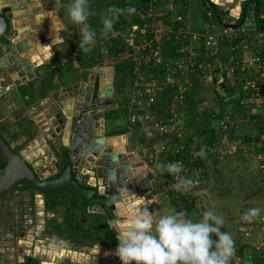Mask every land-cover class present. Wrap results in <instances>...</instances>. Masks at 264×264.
Segmentation results:
<instances>
[{
    "label": "crops",
    "instance_id": "1",
    "mask_svg": "<svg viewBox=\"0 0 264 264\" xmlns=\"http://www.w3.org/2000/svg\"><path fill=\"white\" fill-rule=\"evenodd\" d=\"M70 2L71 0H0V11L13 10L18 6L26 4L29 9L22 12V14H35L37 20L36 25L28 26L19 31L14 39V43L24 42L26 44L27 49L20 55V58L21 61H27L31 65L34 77L25 83H21L20 81L14 82L6 70L0 69V80L5 81L7 88V93L0 98V132L12 150L19 151L22 158L42 180L55 179L60 171H62V164L58 155L61 149H68V139L66 137L63 138V143L66 145H62L58 149L57 146L61 145V138L57 136L56 129L57 127L59 128L57 116H67L73 109V105L71 106L70 104L73 99H69L68 91H73L75 85L96 83L99 80V68H108L105 64L107 60L101 61L96 59L93 52L98 45H102V47L107 45L108 40L111 38L109 36L106 40H97L94 49L91 51L93 55H90L91 52L87 53V60H90L92 65L95 61L100 62V66L87 70V78H84L85 71L82 69L74 75L72 73H65L63 74V79L67 78V81L73 82L62 85L59 81L60 77L57 74H53V83L57 85V88L50 90L46 98L38 99L41 92L40 87L48 74L55 71H65L68 61L71 59L67 54L68 50L80 40V28L82 26L74 25L67 15V8ZM89 5L96 15L90 16L88 24L92 30L97 32V27L101 25L98 22L101 11L98 0H89ZM19 14L21 12L14 13V15ZM192 16L193 14L190 15V17ZM194 19L199 20L196 15H194ZM119 35H122V33L120 32ZM75 55V53L72 54L73 59L76 57ZM49 64H51V68L45 69ZM114 74L115 72H113V82ZM115 91L113 83L114 103ZM26 103H29V106H26ZM110 110H114V106L105 109L99 120V133L105 138V146L112 148L114 153H125L132 159L144 162L155 175V180L151 183L153 193H149L145 199L137 202L139 209L146 206L148 211L153 213L154 219L175 212L177 209H179L177 211H180L181 202L165 196L163 193L164 187L160 186L162 181L160 183L159 175L157 174L159 168L157 166L162 162V155L159 154V149L167 143H163V141H168V139L160 138L153 143L151 137L144 135L146 139H142V144L136 148L134 144L130 143L129 136L134 134L137 126L124 134L111 135L112 131L120 126L121 122L110 118L106 123L105 118ZM154 111L158 115L162 113L160 107L154 109ZM138 127L139 130L136 131H147L141 124ZM52 133L55 134V139L52 138ZM148 143H152L153 147L145 148L143 146ZM90 158L91 156H88L87 159ZM210 169L212 172L209 175V187L195 189L193 195V198H198L197 211L192 215H187L185 218H191L194 221L201 220L204 209H206L207 204L211 205L213 196L215 211L217 213L226 212V216L231 217L230 221H233L234 227L238 228L240 226V230L236 229V237L245 235L246 240H251L250 243H252L251 236L254 235L255 238L256 234L259 235L260 231L264 229V174L258 170L257 163L245 156L212 159L208 162L204 170L205 173L207 174ZM90 171L92 169L80 167L78 173H74L82 186L96 184L94 175ZM213 176H216L215 190L211 189L213 188L211 187V183L214 181ZM100 182L98 180L97 185ZM14 194L13 200H10V207H8L10 192L8 195L0 197V199L7 198L4 202L0 201V214H2L1 210L5 209L3 211L6 215L5 218L7 220L10 219L11 222L9 224H13L8 226V231L14 232L18 230L17 226L21 225V221H19L21 215L18 214L22 213L26 219L24 240L28 239L25 244L29 246V249H26L25 253L31 254V250H33L34 254L37 255V251L40 250L39 256H34L37 259L39 258L40 264H60L59 262L62 257L60 252L62 253L63 251L60 243L64 244L67 241L63 239L61 242H56L54 238H50L47 234L49 219L58 218L61 222L60 213L54 214L53 212H48L45 208L43 197L21 186L16 189ZM65 197L67 201L68 198L67 196ZM16 202H20V204H15ZM12 205H15V208H12ZM251 208H259V216L250 222L243 221L242 216ZM13 217L16 219H12ZM1 219L4 220V218ZM220 232L224 233L226 230L221 228ZM6 237L10 238L11 236ZM5 245L0 241V248L2 250H4ZM96 247L98 249L102 248V253L105 249V256L111 255L115 257L113 253L116 248ZM107 250H110V252L108 253ZM68 253L71 252L68 251ZM51 254L55 258H52ZM47 259L49 262L51 260L52 263L43 262Z\"/></svg>",
    "mask_w": 264,
    "mask_h": 264
},
{
    "label": "built area",
    "instance_id": "2",
    "mask_svg": "<svg viewBox=\"0 0 264 264\" xmlns=\"http://www.w3.org/2000/svg\"><path fill=\"white\" fill-rule=\"evenodd\" d=\"M244 2L239 4L241 12L237 14L240 17ZM209 3L217 4L211 0ZM153 12V9L149 10V18L153 17ZM230 12L227 14L223 12V16H228ZM207 15L211 17L212 11ZM176 31L179 36L176 57L165 56L158 31L154 32L155 37L150 41L145 40L133 45L131 40L127 39L125 46L127 53L131 52L130 60L134 65L135 76V94L130 102L134 104L135 112L131 114L129 122L131 125L141 124L144 127L149 125L146 129L151 133L174 138V142L160 147L159 154L162 155L163 162L159 164L179 162L183 167L181 175L194 181L195 186L190 191H176L172 186L175 183L173 177L167 174L163 193L166 197L181 202L182 197H193L196 187L200 184V178H203L204 169L199 165L201 158L196 155L201 149L205 150V158L208 160L245 156L257 163L258 170L264 174V38L254 40L253 31H247L243 26L232 25L221 27L219 30L207 29L205 33L191 31L187 26H181ZM119 33L114 36H118ZM200 41L205 50L204 56L196 55L193 49ZM224 44L228 45L233 53L230 55L231 60L226 57L228 49L223 50ZM205 56L211 60L199 63L198 59ZM148 71L150 74L146 77L145 73L148 74ZM195 72L201 73L205 79L213 81L216 79L218 89L226 84L234 89L236 97H242L244 102L251 103L252 115L261 121V129L256 138L245 141L235 133L232 134V117L226 113L221 118L213 115L212 124L217 126L214 139L211 141L191 139L185 143L182 132L186 110L185 96ZM173 79L178 81L174 83ZM166 95L171 97L169 107L168 102H164ZM159 107L162 113L158 115L154 109ZM164 112L166 116L163 115ZM184 119L186 121V117ZM212 240L215 241L214 236Z\"/></svg>",
    "mask_w": 264,
    "mask_h": 264
},
{
    "label": "water",
    "instance_id": "3",
    "mask_svg": "<svg viewBox=\"0 0 264 264\" xmlns=\"http://www.w3.org/2000/svg\"><path fill=\"white\" fill-rule=\"evenodd\" d=\"M223 1V0H220ZM201 7L210 12V0H199ZM28 5H21L13 10L0 11V46L2 39L8 40L4 55L0 58V69L6 70L11 80L21 83L34 77L33 69L27 61H21L20 55L26 51L24 42L14 43L19 31L37 24L35 14L24 15ZM255 5H251L246 13L243 29L255 31ZM21 12L19 15L14 13ZM224 14H227L226 12ZM236 19L239 14L229 13ZM113 72L112 67L99 68V80L90 85H75L73 91H68L73 109L67 116L58 115L59 128L57 136L68 139L67 156L64 157V169L60 176L52 180H42L36 176L32 167L15 154L0 134V158L4 168L0 170V197L8 194L16 186L24 185L39 193H56L62 189L73 193L88 207V213L100 214L110 218L108 225L112 234L117 238L118 233L111 228L117 219L129 220L139 209L138 201L143 200L149 193H153L152 181L155 175L144 162L132 159L125 153H114L113 149L105 146V138L100 135V116L103 111L114 106L113 102ZM7 93L4 80H0V98ZM66 102V101H65ZM66 105V103H65ZM68 105V103H67ZM58 125V124H57ZM52 133V138L55 139ZM61 154V152H59ZM91 156L90 159H87ZM89 160V161H88ZM80 167L92 169L95 185L86 189L74 177ZM101 181L97 185V182ZM45 202V201H44ZM123 224H115L123 228ZM109 253L110 250H107Z\"/></svg>",
    "mask_w": 264,
    "mask_h": 264
},
{
    "label": "rangeland",
    "instance_id": "4",
    "mask_svg": "<svg viewBox=\"0 0 264 264\" xmlns=\"http://www.w3.org/2000/svg\"><path fill=\"white\" fill-rule=\"evenodd\" d=\"M211 1H213L214 4L217 3L215 5L219 7L220 11L227 13V12H230V11L232 12L233 10H235L234 14H236L238 12H241V9H239L240 7L239 4L241 5V3L246 0H229V2H224L223 4L220 3V0H211ZM98 4L101 10L99 14L100 20H98V22L102 24L103 15H105L107 13V9L112 8V6L110 7V3L107 2L106 0H98ZM129 7H135L136 12L131 15L123 14L124 17H126L130 21L134 22L136 20L139 22L132 23L128 28H126L122 32V35H118L115 38L109 40V41H114L113 45L115 49H122L123 45H125V40L127 39H130L133 45H138L145 40L150 41L155 37L154 32L158 31L159 32L158 36L161 39V44L163 46L167 44L165 48H167L168 52L171 53L170 56L176 57L177 51L175 50V47H178L177 42L179 40V36L177 35V31L175 30L176 25L174 24V19L178 16V14H180L183 17V20L180 21V24L178 25V27L187 26L190 28L191 31L200 32V33L201 31L205 33L207 29L209 30L212 28H215V30L220 29L214 23L213 19L210 16L208 15L206 16L207 18H210V20L208 21L207 20L205 21L203 19L204 14L205 15L207 13L209 14L211 13V11L208 12L204 10L201 7L199 0H155L153 2L152 0H126L123 5V9H127ZM150 9L154 10L152 14L153 15L152 18H149L148 16ZM191 14H193L192 17H190ZM194 15H196L197 18H199V20L194 19ZM229 15L225 17V22L229 25H234L237 20L233 16L231 15L229 16ZM257 36L258 34L254 33V40L261 39V38H257ZM110 37L111 36H109V38ZM193 49L197 53L196 55H201V56L205 55V50L203 47V43L201 41L197 43V45H195ZM122 52L123 53L119 56L118 59L109 58V60H107L105 64L108 67L113 68V66H115L117 63H120L127 58L130 59L131 52L127 53L126 47L124 51ZM93 53L94 55L95 54L102 55L103 53L104 55L112 56L111 53L105 54L104 52H97L96 50ZM93 53L91 52L90 55H93ZM206 60H211V59L207 58L206 56L205 58L201 57L198 59L199 63H202V64ZM153 72H155L154 69H153ZM149 74L150 72L148 71V74L146 72L145 76L147 77ZM212 75L215 76L214 73H212ZM132 78H133L132 82H131V77L126 79V83L122 88L123 90H122L121 95L118 93V91H115L114 112L109 113L112 116L113 114H115V116H117L118 119H124L127 122H129V118L131 114L135 112L134 104L132 105L130 103L132 98H134V94H135V86H134L135 76L133 77L132 75ZM118 79L119 78L116 77L114 74L113 83H114L115 88L117 87V83H119ZM177 81H178L177 79H173L172 82L176 83ZM215 84L216 83H214L213 80L205 79L201 75V73L195 72V75L193 76L192 81H191V87H192L191 98L193 100V103H197L200 112L198 113L197 116L189 117L188 115H186L187 108L185 107L186 110H185L184 117H186V121L183 117L184 125L182 129L184 141H190V139L201 141L203 139H210V136H212L213 134H216L217 126H214L212 124L213 122L212 123L209 121L207 122V120L204 119L203 114H202L204 111L207 112L208 109H215V103L218 100L217 93H219L220 95L226 96V93L223 90L218 89ZM196 86H197V93H194L193 88ZM191 87L189 86L190 90H191ZM171 93L173 92L171 91ZM170 100H171V97L168 96L165 101V102H168V107L170 106L169 104ZM127 103L128 104L130 103V105H128ZM252 108L253 107L250 102H245L241 104L240 106L235 105V104L230 105L226 109V113L228 114V116L232 117L231 120L233 121V133H235L239 138L245 139V141H249L251 138H256V135L259 134V131L261 129V121L260 120L258 121L257 119L251 117ZM127 110L129 111V114L128 113L126 114ZM163 115L166 116L167 114L164 112ZM145 128H149V125H147ZM144 135H146L147 137H151V140H153L152 141L153 143L158 141L160 138L162 139L160 135L151 133V131H148V130L147 131H143V130L136 131L135 130L134 134L129 136L130 143L134 144L136 148L139 147V145L142 144L141 140L146 139L144 138ZM165 142H167V140L163 141V143ZM143 146L145 148L153 147L152 143H148ZM144 147H141V148H144ZM157 172H158L157 174L159 175L160 183L162 181V184H160V186L164 187V183L167 180V173L162 172L160 168H158ZM211 172H212L211 169L209 170L207 174L205 173V171H203V176L204 174H206V176H204L205 178L204 177L200 178V181H199L200 184L198 187H196V189L209 187V183H210L209 175ZM212 178L214 179V181L211 183V187H213L211 189L215 190L216 189L215 187L216 176H213ZM15 192H16V189L10 192V196L8 200L9 201L8 207H10L9 205L10 200H13V195L15 196L14 194ZM6 199L7 198L4 197L0 199V201L4 202L6 201ZM15 204H20V202H16ZM12 208H15V205H12ZM205 208L206 209L203 208L204 212L211 209L213 210L215 214L223 215V218H224L223 228L233 237L234 241H238L241 246H244V245L249 246L254 249L255 253H259L264 250V240H263L264 238L263 230L264 229L260 231L259 235L256 234L255 238H254V235L251 236V239L253 242L250 243L251 240H246L245 235L244 236L241 235L238 238L236 237V234H235L236 229L238 230L240 226L238 228H235L233 221H230L231 217L226 216L227 214L226 212L217 213L215 211L213 196H212L211 205L207 204ZM4 210L5 209H2L1 210L2 214H0V241H2L6 245L4 246L5 247L4 250L0 248V264H35L31 260L36 259L38 261L39 258L37 259L34 256L38 257L39 256L38 253H40V250L37 251V255L34 254L33 250H31V254L25 253L26 252L25 250L29 249V246L25 244V242H27L28 239L26 238L24 240V237L21 235L22 227L24 228L26 227V223H25L26 219L24 218L25 215H23L22 213L18 214V215H21L20 216L21 218L19 219V221H21V225L17 226L18 230L14 232L13 231L10 232L8 231V226L13 225V224H9L11 222L10 219L7 220L5 218L6 215L5 213H3ZM1 218H4V220ZM12 219H16V218L13 217ZM6 236H11V237L7 238ZM216 239L217 238L215 237V240ZM60 245H61V248L63 249L62 255L64 256L61 257V260L59 263L69 261L72 264H121L118 257L116 256L114 257L111 255L105 256V253H104L106 252L105 249H104V252H103L104 255H103V253L101 252L103 251V249L102 248L98 249V247L96 246L94 248L75 249L71 247L68 243H64V244L60 243ZM97 246H100V245H97ZM68 251L71 252V254L68 253ZM101 253H102V256H101ZM236 254H237V250H236ZM246 254H248V256L250 257V255H252V251H249V252L247 251ZM60 255H61V252H60ZM51 256L52 258H55L53 257L52 254ZM40 257H43V256H40ZM43 262L47 263L49 261L47 259V260H44ZM49 263H52V261L50 260ZM231 264H241V261L239 258H234ZM248 264H254V258L253 259L250 258V261L248 262Z\"/></svg>",
    "mask_w": 264,
    "mask_h": 264
},
{
    "label": "trees",
    "instance_id": "5",
    "mask_svg": "<svg viewBox=\"0 0 264 264\" xmlns=\"http://www.w3.org/2000/svg\"><path fill=\"white\" fill-rule=\"evenodd\" d=\"M107 2L110 3V7L112 6V8H121L123 9V5L125 3L126 0H106ZM209 1V0H208ZM254 4L255 7V13H254V17H255V23H256V30L253 31V35L258 34L257 38H264V0H249L246 1L242 4V15L239 18V20H237L235 22L234 27H241L243 26L244 22H245V15L248 12L250 6ZM212 6V16L211 18L213 19L214 23L218 26V27H228L230 26L229 24H227L225 22V17L223 16V12L219 10V8L216 5H211ZM207 14L203 16V19L206 21L210 20V18L206 17ZM183 20V17L178 14V16L174 19V24L176 25L175 30H177L178 25L180 24V21ZM134 22H139V21H134ZM133 21L128 20L126 17H124V15H120L118 17H115V24H114V29H115V33L124 31L126 28H128L132 23H134ZM102 28V24L99 25L97 27V40H106L107 37H102L100 35V30ZM201 33H204L203 31H201ZM111 36V34L109 35ZM111 37L109 40L115 38ZM108 40V41H109ZM177 42V41H176ZM8 40L7 39H2L1 41V46H0V58L4 55V49L5 47L8 45ZM78 43H76V45L74 44L69 50H68V56L71 57V59L68 61V65L65 69V71H55V72H51L48 74V76L46 77V80L43 82L42 86L40 87V94L38 96V99H44L48 96V93L50 90H55L57 88V85H54V75L57 74V76L60 77V82L62 85L65 84H69L70 82L72 83L73 81H67V78L63 79V74L65 73H69L72 75H74L75 73H77L80 69L84 70V78H87V70H90L93 67L96 66H100V62L95 61V63L92 65L90 60H87V53L82 52L79 47H78ZM114 41H109L107 45H105L104 47H102V45H98L96 47V51L97 52H104L105 54L111 53V55L113 56H107L104 55L102 53V55L100 54H95V58L99 59V60H109V58L111 59H118L119 56L123 53L122 51H124L125 49V45H123L122 49H115L114 48ZM167 44L164 45V52H166L165 56L166 57H170V54L167 50V48H165ZM178 47H175V50L177 51ZM227 51V58L229 57V60H231L230 55H233V53H231L230 49L228 48V45L224 44L223 46V50ZM75 53L76 57H74V59L72 58V54ZM168 53V54H167ZM102 63V62H101ZM53 64V61H52ZM58 64V63H57ZM51 68V64H49L48 66H46L45 69H49ZM114 68V72H115V76L118 77V81L119 83H117V87L115 88L116 91H118V93L121 95L122 94V88L126 83V79H128L129 77H131V82H132V75L134 77V73H133V68L134 65L131 63L130 59H125L120 63H117L115 66H113ZM54 74V75H53ZM71 75V76H72ZM73 78V77H71ZM69 78V79H71ZM214 83L217 82L216 79H214L213 81ZM193 85V84H192ZM216 85V84H215ZM191 87V85H190ZM194 89V93H197V86L193 88ZM221 90H224V92L226 93V96L220 95L219 93H217V102L215 103V109H208V111H204L203 117L204 119L207 120V122H213V115H217L218 117H223L226 114V109L230 106V105H241L243 103H245L242 99V97H236L234 95V89L227 86L226 84L221 85L220 87ZM191 94H192V87L191 90L190 88L188 89L186 96H185V104H186V108H187V112L186 115H188L189 117H193V116H197L199 111V107L197 105V103H193V100L191 98ZM166 96H164L165 98ZM166 101V99L164 100V102ZM167 103V102H165ZM26 106H29V103H26ZM114 110H110L109 113H113ZM108 113V114H109ZM129 114V111H126V114ZM106 116V123L111 119H115L116 121L121 122L119 127H116L111 135H121L126 133L127 131L131 130L133 127L136 128V130H139L138 125H131L130 122L128 123L126 120L124 119H118L117 116H115V114L112 115H108ZM216 116V117H217ZM113 117V118H112ZM251 117L256 118L255 115H251ZM233 133V129L231 130ZM1 134V132H0ZM2 135V134H1ZM109 135V133H108ZM3 137V136H2ZM4 138V137H3ZM162 138H166V137H162ZM215 138V134H213L212 136H210V139H206L207 141H211L212 139ZM168 141L167 143L170 142H174V138H167ZM247 139V138H246ZM191 140V139H190ZM189 141H185V143H188ZM9 145V144H8ZM10 146V145H9ZM13 152L15 154H19V151L17 150H13ZM61 154H59V158L61 161V170L64 169L65 165H64V157L67 156V150L66 149H61L60 150ZM210 160H208L207 158H201L199 161V165L200 167H202L204 170L208 164ZM30 166V165H29ZM198 166V165H197ZM31 167V166H30ZM4 168V164L1 161L0 158V170ZM61 173V171H60ZM60 173L56 178H58L60 176ZM37 176V175H36ZM38 177V176H37ZM75 177V175H74ZM48 180H52V179H48ZM19 186H16L15 188H13L11 191L17 189ZM22 188L29 190V191H33L32 189H29L28 187L21 185ZM86 189H92L89 186H83ZM10 191V192H11ZM34 193H37L35 191H33ZM39 194V193H37ZM65 196H67L68 200H65ZM44 201H45V208L48 212H53L54 214L60 213V217H61V222L58 220V218H51L48 221V236H50V238H54V240L56 242H61L63 239H65L67 241V243L75 248V249H84V248H94L97 245L100 246H104V247H110V248H116L118 245V240L117 238L112 234L110 227L108 225V221L110 220V218H108L107 216L104 215H100V214H89L87 212L88 207L86 206V204L84 203V201H82L80 198H78L76 195H74L73 193L67 191L66 189H62L56 193H52V194H44ZM197 201L198 198L197 197H182L181 198V210L177 211L179 209H177L175 212L176 213H186L187 215H192L197 211ZM240 229V227L238 228V230ZM52 230V231H51ZM235 247L237 250V254L235 256V258H239L241 261V264H248V262L250 261V258L253 259L254 258V264H264V250L259 252V253H255L254 249L249 247V246H241L239 244L238 241H235ZM247 251H252V255H250V257L248 256ZM255 254V255H254ZM254 256V257H253ZM234 259V258H233ZM32 262H34L35 264H39V261L37 260H31ZM60 264H72L69 261H65L62 262Z\"/></svg>",
    "mask_w": 264,
    "mask_h": 264
},
{
    "label": "clouds",
    "instance_id": "6",
    "mask_svg": "<svg viewBox=\"0 0 264 264\" xmlns=\"http://www.w3.org/2000/svg\"><path fill=\"white\" fill-rule=\"evenodd\" d=\"M135 12V7L108 8L102 18L100 35H116L115 17ZM67 15L74 25L82 26L79 49L84 53L91 52L97 42V32L88 24L90 16L96 15L90 9L89 0H71ZM196 155L203 159L206 152L201 149ZM158 167L173 177L175 183L172 186L176 191L187 192L195 186L193 180L181 175L183 167L179 162ZM259 214V208H251L242 220L250 222ZM186 216L183 212H172L154 219L153 213L145 206L135 210L134 216L127 221L117 219L111 226L118 233V245L113 255L121 264H231L236 256V247L227 231L220 232L224 225L223 215H217L210 209L198 221ZM115 224L125 226L117 228ZM213 236L217 238L215 241Z\"/></svg>",
    "mask_w": 264,
    "mask_h": 264
},
{
    "label": "bare ground",
    "instance_id": "7",
    "mask_svg": "<svg viewBox=\"0 0 264 264\" xmlns=\"http://www.w3.org/2000/svg\"><path fill=\"white\" fill-rule=\"evenodd\" d=\"M224 2H229V0H223V1H220V3H224ZM256 11V10H255ZM42 203V202H41ZM41 215V214H40ZM62 254V253H61ZM67 254V253H66ZM71 254V253H70ZM63 256V255H62ZM80 257V256H79ZM87 257V256H86ZM81 258H83V257H81ZM88 258H89V256H88ZM54 263V262H53Z\"/></svg>",
    "mask_w": 264,
    "mask_h": 264
},
{
    "label": "flooded vegetation",
    "instance_id": "8",
    "mask_svg": "<svg viewBox=\"0 0 264 264\" xmlns=\"http://www.w3.org/2000/svg\"><path fill=\"white\" fill-rule=\"evenodd\" d=\"M24 227H22V231H21V235L24 237L25 236V231H24Z\"/></svg>",
    "mask_w": 264,
    "mask_h": 264
}]
</instances>
